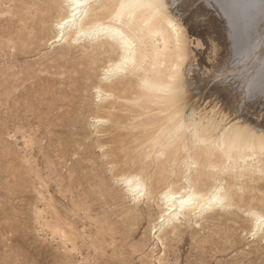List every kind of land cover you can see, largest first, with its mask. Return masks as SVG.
<instances>
[{
  "label": "rangeland",
  "instance_id": "obj_1",
  "mask_svg": "<svg viewBox=\"0 0 264 264\" xmlns=\"http://www.w3.org/2000/svg\"><path fill=\"white\" fill-rule=\"evenodd\" d=\"M20 1L0 0V264H264V235H253L248 206L217 209L157 238L158 202L137 206L122 184L129 164L110 141L118 127L110 120L99 131L94 126L95 85L106 59L99 55L94 71L85 73L82 50L50 44L57 14L34 6L24 16ZM177 4L204 43L196 48L194 73H210L192 85L193 105L220 101L228 119L237 107L264 117V0ZM21 38L28 40L24 48ZM261 196L264 191L252 190L249 201L264 211ZM57 219L78 236L67 241L55 229Z\"/></svg>",
  "mask_w": 264,
  "mask_h": 264
},
{
  "label": "bare ground",
  "instance_id": "obj_2",
  "mask_svg": "<svg viewBox=\"0 0 264 264\" xmlns=\"http://www.w3.org/2000/svg\"><path fill=\"white\" fill-rule=\"evenodd\" d=\"M177 5V0H21L19 8L24 16L34 6L44 14L55 12L56 35L50 44L60 43L67 52L82 50L85 73L94 71L99 55L106 59L103 77L95 85L94 126L99 131L110 120L118 127L110 141L115 144L111 151L129 164L122 184L137 206L142 201L158 202L162 211L156 223L158 239L167 227L177 230L184 223H200L217 209L245 206L253 235H264V211L249 201L252 190L264 191V117H251L233 107L236 114L228 119L220 101L201 108L199 101L193 105L192 85L210 73L203 77L194 73L196 48L204 43L193 36ZM20 42L24 48L28 40ZM220 99L231 105L228 96ZM141 146L143 153L136 154ZM153 163L156 168L151 170ZM163 185L167 186L160 191ZM55 229L67 241L78 236L62 219Z\"/></svg>",
  "mask_w": 264,
  "mask_h": 264
}]
</instances>
